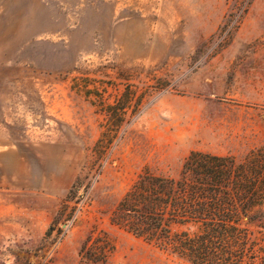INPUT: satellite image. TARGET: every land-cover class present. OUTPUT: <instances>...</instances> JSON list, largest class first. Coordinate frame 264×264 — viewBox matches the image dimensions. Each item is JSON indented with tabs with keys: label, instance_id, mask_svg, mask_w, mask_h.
Here are the masks:
<instances>
[{
	"label": "rangeland",
	"instance_id": "374dc122",
	"mask_svg": "<svg viewBox=\"0 0 264 264\" xmlns=\"http://www.w3.org/2000/svg\"><path fill=\"white\" fill-rule=\"evenodd\" d=\"M0 139V264H187L109 213L144 168L264 146V0H0ZM92 231L105 262L81 260Z\"/></svg>",
	"mask_w": 264,
	"mask_h": 264
},
{
	"label": "trees",
	"instance_id": "16d2710c",
	"mask_svg": "<svg viewBox=\"0 0 264 264\" xmlns=\"http://www.w3.org/2000/svg\"><path fill=\"white\" fill-rule=\"evenodd\" d=\"M129 107L126 94L103 107L108 120L93 148L99 167ZM108 220L187 264H264V146L241 160L191 152L177 177L144 168ZM99 236L92 231L84 241L83 262L106 261L112 247Z\"/></svg>",
	"mask_w": 264,
	"mask_h": 264
},
{
	"label": "crops",
	"instance_id": "0c3cea01",
	"mask_svg": "<svg viewBox=\"0 0 264 264\" xmlns=\"http://www.w3.org/2000/svg\"><path fill=\"white\" fill-rule=\"evenodd\" d=\"M41 32H45L48 33V29H42ZM11 36V35H10ZM12 37V36H11ZM14 37H31L29 34H21V33H16L14 35ZM0 144L5 145V140L4 139H0Z\"/></svg>",
	"mask_w": 264,
	"mask_h": 264
}]
</instances>
